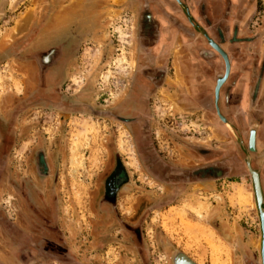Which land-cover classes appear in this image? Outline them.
Instances as JSON below:
<instances>
[{"label":"rangeland","instance_id":"rangeland-1","mask_svg":"<svg viewBox=\"0 0 264 264\" xmlns=\"http://www.w3.org/2000/svg\"><path fill=\"white\" fill-rule=\"evenodd\" d=\"M144 1L0 0V111L13 112L25 98L18 92L25 89L26 71L10 47L40 23L42 29L20 53L50 45L45 37L59 25L63 33L57 41L68 46L64 96L86 105L72 111L50 105L30 107L14 119L12 147L5 161H0V218L23 225L14 186L23 179L46 198L48 191L54 192L57 215L53 222L42 221L40 229L24 231L29 249L15 238L10 241L0 226V264H31L30 259L36 257L45 264H173L179 252L195 264H214L216 257L221 264H241L236 248L242 240L252 245L256 241L257 215L249 174L179 186L165 183L139 156L132 123L121 117L130 111H115L138 79L148 91L146 122L162 158L192 166L211 158L212 150L224 153L222 146H235L237 131L227 129L206 107L215 73L222 67L221 57L178 6L165 0H150L149 9L161 29L166 25L171 38L164 45L158 38L140 43L137 28ZM188 1L196 18L231 53L232 72L221 101L229 105L228 114L244 130L251 120L247 104L255 85L254 71L250 78L246 69L264 61L263 0H239L234 8L227 1L218 7L202 0L200 11L191 3L194 0ZM164 11L181 21L182 27L176 28L174 20L167 22ZM235 31L240 38L233 42L228 36ZM145 67L164 68L155 82L158 85L148 87L154 83L142 74ZM5 92L11 95L2 98ZM263 94L264 84L257 97ZM122 130L127 133L125 150L119 146ZM196 146L209 153L200 155ZM37 148L50 167L45 177L35 172ZM116 160L125 176L115 200L106 203L104 182ZM237 186L243 187L242 198L249 196L250 210L237 196ZM35 242L42 244V250H56L61 258L35 250Z\"/></svg>","mask_w":264,"mask_h":264},{"label":"flooded vegetation","instance_id":"flooded-vegetation-1","mask_svg":"<svg viewBox=\"0 0 264 264\" xmlns=\"http://www.w3.org/2000/svg\"><path fill=\"white\" fill-rule=\"evenodd\" d=\"M149 1L150 0L144 1V7L138 19L137 33L139 41L142 44H148L150 41L152 42L158 38L160 44L164 45L167 43L166 39L171 38V33L167 30L166 25H163L162 27H164V29H161L160 25L158 24V19L155 18L149 9ZM165 1H170L177 5L178 9L182 12L186 19L187 16L185 14V10L187 8L185 6H187L192 15L196 18V15L193 13L192 7L190 6V2L188 0ZM212 2L214 3L213 5H216L214 1ZM191 3L196 4L195 7L199 8V11L201 10V6H203L202 0H194V2ZM254 7L255 5L252 3L251 8L254 9ZM163 13L168 18H170L168 19L164 17L166 21L168 20L171 22L174 20V22L178 24L176 25V28L178 26L182 27V25H180L181 21L177 20L175 16H172L170 12L164 11ZM44 17L45 16H43V18ZM196 20L202 24L198 18H196ZM42 25L43 24L40 23L39 25L35 26L34 30L28 34L27 37L10 47L11 54L17 57L16 62L23 66L26 71V84L24 91L18 92V94H23L25 96L22 103H20L18 107L13 110V112L7 113L5 110L0 111V161L2 160L3 162L6 159L8 150L12 147V140L15 131L13 128V122L18 113L30 107L47 105L61 108L63 111H72L76 110L77 108L86 107V105L75 103L71 99L73 97L64 96L66 93H64L63 90L65 84L67 83V80L63 79V76L65 75L64 71H66L64 63L68 46L66 47L64 42L57 41L60 37V34L63 33H59L57 27L59 25L53 26V30L50 32V35L43 32L44 35L47 34L45 39L49 43L51 42L50 45H46L44 47L39 46L37 49L31 50L29 52L20 53L21 49L29 44L32 38L36 35V32L40 30ZM204 28L208 31L206 27ZM235 28L237 29V27ZM260 32L262 34L261 38L264 39V30H262V28ZM208 33L210 34L209 31ZM210 35L221 44L224 50H226L230 62V70L227 78L224 80V83L221 86L217 101L215 102L214 84L216 78L224 74L225 61L223 57L215 49H213L221 57L222 67L217 69L215 73V78L212 85V96L209 98L210 100L208 99L206 101V107L212 109V112L215 114L216 118L222 121L227 129L230 131H237L234 138L235 146H222L221 150L223 149L226 151L224 153H218L217 149L212 150L211 153L213 156L211 158L206 157V160L197 164H193L192 166L175 165L162 158L156 151V147L153 144L149 132L150 126L146 122L148 119L147 116H145L147 112L146 100L148 91L145 85L141 84V81L138 79L132 82L130 92L126 98L116 106L115 111H130V113L123 114L121 117L125 121L132 123L133 138L139 156L143 164L156 178L164 181L165 183L174 184V186L183 185L188 182H209L211 180L225 177L234 178L240 173L249 174L251 179L250 170L248 169L247 165L249 163L251 168L256 171L258 175L260 191L263 198L261 205L264 209V94L261 97H257V91L261 85L264 84V61L262 64H256V62H253L252 65H250L249 70L246 69L250 73V78L251 73L254 71L255 78L251 79L254 81L252 85H255H253L254 89L252 91V96L249 98L247 104L248 108L250 109L249 115L251 120L249 121L248 127L244 130H241L237 126L236 121L234 119L232 120L231 115L228 114L229 105L226 103L223 104L221 101L223 86L228 81L232 72L233 61L231 53L224 47V41H219L212 34ZM239 38L240 37L238 36L237 31L231 33L230 36H228V39L233 40V42ZM141 72L144 74V76H147L151 80L150 82L154 83H151L152 86L148 85V87L152 88L155 86V84H159L155 82L157 81L160 73L164 74L165 70L163 67H145L141 69ZM67 93H69V91H67ZM9 95L11 94L5 92L2 98H5V96L7 97ZM92 110L94 111V109ZM6 113L8 116H6ZM7 118L8 120H6ZM238 118L237 120H239ZM203 149L204 148L202 146H196L194 148V150H196V152H198L200 155L209 153L208 150H206L207 148L204 150ZM35 159L36 174L42 177L47 176L50 173V167L46 156L41 149H36ZM124 176L125 171L121 166L120 161L116 160L113 170L110 172L109 176L104 182V192L102 197L104 202L111 203L115 200L118 185L120 182H122ZM14 186L19 195V202L22 205L19 214L24 223L22 226H16L11 224L7 218L4 217V219L0 218V226L6 232L10 241L15 238V242L18 241L19 243H22L20 245L25 246V249H29L28 246L26 247L25 242L28 237L24 231L26 229L33 230V228L40 229L42 226V221L47 222L48 220L53 222L55 219L54 217L57 215V199L54 192L52 191L47 192L48 197L46 198L43 192H41L37 187L33 186L29 180H20L19 182L14 183ZM254 198L255 202L257 203V197L255 193ZM8 230H13L15 235ZM134 230L136 231V229ZM260 234L259 218L257 216L256 241L252 245L242 240L239 248H236L240 252L239 256L241 264H262L259 249ZM41 245V243L35 242L34 249H39L40 253L45 252V256L61 258V254L56 252V250H42ZM240 248L242 249L240 250ZM30 250L34 251L31 247ZM29 255H34V253H29ZM185 258L186 257L184 255L176 254L173 257V264H189L185 261ZM30 262L31 264H45L43 261L38 260L37 257L30 259Z\"/></svg>","mask_w":264,"mask_h":264},{"label":"water","instance_id":"water-1","mask_svg":"<svg viewBox=\"0 0 264 264\" xmlns=\"http://www.w3.org/2000/svg\"><path fill=\"white\" fill-rule=\"evenodd\" d=\"M180 1V0H178ZM264 3V0H263ZM0 6H2V2H0ZM187 9L185 10V14L187 16L188 21L190 22L191 26L199 33L201 34L205 40L207 41V43L213 48L215 49L224 59L225 61V71L223 75H220L216 78L215 80V84H214V98H215V102L217 101V98L219 96L220 93V89L222 84L224 83V80L227 78V75L229 73L230 70V62L228 59V55L226 50H224V48L221 46V44L215 40L209 33L208 31L204 28V26H202V24H200L196 18L192 15V13L190 12V10L188 9L187 6H185ZM222 116V115H221ZM248 162V161H247ZM248 168L250 170V176H251V187L254 191V193L256 194L257 197V203H256V215L259 218V226H260V239H259V249H260V256L262 259V264H264V209L261 205V203L263 202V198H262V194L260 191V185H259V179H258V175L257 172L254 171L251 166L249 165V163L247 164ZM180 255H182L183 253L179 252Z\"/></svg>","mask_w":264,"mask_h":264},{"label":"bare ground","instance_id":"bare-ground-1","mask_svg":"<svg viewBox=\"0 0 264 264\" xmlns=\"http://www.w3.org/2000/svg\"><path fill=\"white\" fill-rule=\"evenodd\" d=\"M123 58H125V56H123ZM126 132L124 131V130H122L121 132H120V139H119V146H120V148L121 149H123V150H125V146H124V139H123V136H126ZM76 137H78V136H76ZM74 138V137H73ZM76 140V139H75ZM73 141L75 144H76V142L77 141ZM77 140H79V139H77ZM78 142H80V141H78ZM249 169V168H248ZM237 188L238 189H236L237 191H235L236 193H237V196L239 197V199H242L244 202H245V204L247 205V208L250 210L251 209V201H250V198H249V196L248 197H246V198H242V190H243V187L242 186H240V187H238L237 186ZM238 197H237V199H238ZM255 209H256V202H255ZM212 233V232H211ZM212 235H213V233H212ZM223 246V245H222ZM226 251H227V249H226ZM227 255H228V251H227ZM186 257V256H185ZM229 259V258H228ZM185 261L186 262H188L189 264H195L192 260H190L189 258H185ZM213 263L214 264H221L220 263V260L218 259V257H216V258H214V260H213ZM225 264H229V262L227 261Z\"/></svg>","mask_w":264,"mask_h":264},{"label":"crops","instance_id":"crops-1","mask_svg":"<svg viewBox=\"0 0 264 264\" xmlns=\"http://www.w3.org/2000/svg\"><path fill=\"white\" fill-rule=\"evenodd\" d=\"M211 1H214L215 2V4H216V6H222L223 4H224V2H228L231 6H232V8H234V6H236L237 4V1H239V0H211ZM214 4V3H213ZM217 12V10H215V13ZM233 13V11H231V14ZM220 17V16H219ZM242 30V29H241Z\"/></svg>","mask_w":264,"mask_h":264}]
</instances>
